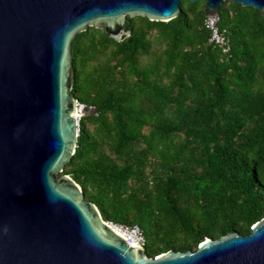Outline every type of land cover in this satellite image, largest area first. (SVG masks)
Instances as JSON below:
<instances>
[{"label":"trees","instance_id":"16d2710c","mask_svg":"<svg viewBox=\"0 0 264 264\" xmlns=\"http://www.w3.org/2000/svg\"><path fill=\"white\" fill-rule=\"evenodd\" d=\"M204 7L182 1L167 23L128 18L122 42L89 28L72 43L73 94L95 114L64 171L105 221L138 225L152 258L248 235L264 218V19L225 2L224 55Z\"/></svg>","mask_w":264,"mask_h":264},{"label":"water","instance_id":"95a60500","mask_svg":"<svg viewBox=\"0 0 264 264\" xmlns=\"http://www.w3.org/2000/svg\"><path fill=\"white\" fill-rule=\"evenodd\" d=\"M182 1L201 0H0V264H264V218L248 235L152 258L61 175L80 126L74 39L96 28L122 42L128 18L167 23ZM204 1L207 17L232 1L264 19V0ZM93 109L85 105L83 116Z\"/></svg>","mask_w":264,"mask_h":264},{"label":"built area","instance_id":"2783aa9c","mask_svg":"<svg viewBox=\"0 0 264 264\" xmlns=\"http://www.w3.org/2000/svg\"><path fill=\"white\" fill-rule=\"evenodd\" d=\"M220 16L207 17L204 26L210 32L209 42L217 46L224 55L230 53V38L226 30H222L219 26ZM80 104V120L83 117L85 105ZM95 114V109L92 110ZM118 232L131 238L132 240L142 244L145 247L146 238L142 229L138 225H115L113 222H108Z\"/></svg>","mask_w":264,"mask_h":264},{"label":"rangeland","instance_id":"374dc122","mask_svg":"<svg viewBox=\"0 0 264 264\" xmlns=\"http://www.w3.org/2000/svg\"><path fill=\"white\" fill-rule=\"evenodd\" d=\"M193 4H195V3H193ZM198 5L199 6H205V1L204 0H201V1H199L198 2ZM222 15L223 16H225V18H224V20H223V22H222V24L225 26V27H229V25H230V18L228 17V15H227V13L225 12V11H223L222 12ZM154 34H155V32H154ZM159 47V46H158ZM157 47V48H158ZM160 48V47H159ZM83 105V104H82ZM90 114H93V111H90V112H88L87 113V115H90ZM89 129L91 130V131H93V129H94V127L92 126V125H90L89 126ZM61 175H66V172L64 171ZM67 176H69V175H67ZM60 176H58V178H59ZM69 177H71V176H69ZM132 186L134 187V188H138V184H135V183H133L132 184ZM107 222V221H106ZM115 225H119V224H116V223H114ZM149 241L151 242V240L149 239Z\"/></svg>","mask_w":264,"mask_h":264}]
</instances>
